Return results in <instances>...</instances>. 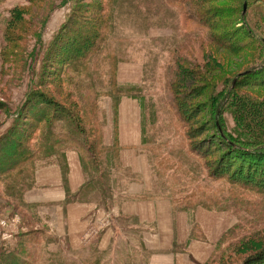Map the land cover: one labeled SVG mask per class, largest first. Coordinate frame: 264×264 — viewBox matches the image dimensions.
<instances>
[{
	"label": "rangeland",
	"instance_id": "374dc122",
	"mask_svg": "<svg viewBox=\"0 0 264 264\" xmlns=\"http://www.w3.org/2000/svg\"><path fill=\"white\" fill-rule=\"evenodd\" d=\"M99 1L41 0L32 3H28L27 0L12 1L21 4L22 16L15 31L13 29L12 32H9L14 40L9 43L4 59L0 55V102L6 103V108L0 109V125L4 123L3 119L9 123L7 130L16 124L17 128L19 127L23 131L22 141L24 144L26 141L34 142L35 137L41 135L39 130H42L30 116L13 117L15 112L20 111L25 98L24 88L28 91L31 80L40 70L47 47L52 43L53 37L59 29L67 22L72 11H78L75 14L76 25L74 28L76 30L90 27L93 24L91 19L94 14L91 7H95ZM201 8L205 17L215 26L212 35L221 33L227 35V39L223 40L227 47L222 46L226 49L214 43L204 42L205 29L188 16L189 13L196 12L195 6H189L187 2L180 0H124L114 6V28L107 31L102 43H100L102 38L97 41L99 49L95 50L93 57L86 60L85 69L69 73L77 85L69 87L71 93L56 85L60 80H57L54 75L49 76L54 79L52 82L50 81V84L46 83V79H43V84L47 86L42 85L40 89H44L47 94L53 93V99L58 105L46 107V110H49V117L55 111L54 108L57 110H60V107L67 108L66 110L71 112L74 106L76 110H79V106L81 108L82 105L77 100V91L75 92V88H79L81 98L84 97L86 101L95 102V110L100 113V117L104 116L101 117V122L104 124H106L109 113L107 125L110 126L109 106L111 101L107 96L110 82L113 79L114 67H116L115 77L118 66L121 64L131 63L139 67L142 79L137 85H140L138 88L141 89L138 92L142 93L144 99L149 102L150 127L148 129L150 128V130L146 129V131L148 134L150 133L152 139L150 144L144 145L142 142L143 150L148 154L149 159L151 156L154 164H157L159 158L162 159L159 161L169 162L164 169L162 166H152L159 172L158 177L154 174L157 179L155 187L159 181L166 185V189H163L166 190V194H164L170 196L176 205L202 204L215 210V207L222 206V200L226 199L225 206L228 207V210L213 211L201 206L190 212L177 209L188 214H193L198 208L213 212L211 221L209 219V225L215 226L213 228L219 229V232L227 228L223 233L225 234L227 230L229 231L237 225L239 218L243 220L240 224H244V220L253 221V218V222H256L264 216V212L260 214V212L247 209L250 207L241 205L242 203H239L238 200L235 202L233 197L239 193V190L231 188L223 181L210 179L208 171L203 167L204 162L211 165L217 156L215 143L217 139L213 135L216 133L211 130L212 101L209 100L207 89L202 86L196 87L200 89L197 90L199 95H194L191 99L188 117L183 118L175 108L170 82L174 74L175 60L178 58L195 63L199 67L198 70H202L203 74L211 79L210 85L217 87H221L224 82L226 85L230 77L243 72L252 63H256L259 58L255 45L256 42L259 43L260 39L264 38V0H211ZM7 14L9 16V12ZM5 20L0 18L2 30ZM89 20L90 23L87 24ZM245 47L249 48L244 49ZM102 56L105 57V60ZM113 59H117L118 62H113ZM81 61L79 62L81 63ZM211 63L218 69L207 68ZM29 69L33 70L32 73ZM203 90L206 97L200 95ZM223 90L224 88H219L216 93L219 94ZM235 91L253 97L256 101H264V87L246 85L236 87ZM88 108L89 104L85 109L88 111ZM221 112L228 133H236L230 109L224 108ZM215 115L217 116L218 112ZM91 122L93 125L96 124L94 116L91 117ZM148 123L147 118L146 125ZM210 134V137H214L216 141L208 143L207 147L202 149L204 158L202 161L199 158L198 160L197 151L192 150L191 147L195 148L198 142H203L205 137ZM149 161L151 162V159ZM194 165L195 168H193ZM121 169L115 182L122 181ZM169 175L171 178L168 180ZM155 190L157 191L156 188ZM226 195L231 198L227 199ZM38 204L23 198V204L19 209L8 200L0 198L1 227L6 230L19 231L18 235H14L12 232V241L9 245H13L20 235L23 241L21 246L18 243V247H21V252L27 254L35 264H67L68 262L61 259L60 253L68 256L71 254L70 251L62 250L57 254H51L41 243L44 241L40 232L45 228L47 220L42 213L49 208L46 205ZM108 217L110 222V216L108 215ZM255 230V228L246 230L244 234L248 235L252 232V236L257 233H260L259 236H264L263 228L256 232ZM233 236L234 238L230 236L229 238L233 239L231 242L235 243L237 235ZM9 237L10 235L6 234V239ZM5 242L7 241L5 240ZM247 255H249L248 251L238 256L236 254L235 260L231 264H239Z\"/></svg>",
	"mask_w": 264,
	"mask_h": 264
},
{
	"label": "trees",
	"instance_id": "16d2710c",
	"mask_svg": "<svg viewBox=\"0 0 264 264\" xmlns=\"http://www.w3.org/2000/svg\"><path fill=\"white\" fill-rule=\"evenodd\" d=\"M3 1L0 0V3ZM27 1L32 3L41 0ZM122 1L124 0H100L95 7H91L94 13L93 19H91L93 24L90 27L78 30L74 28L76 25L75 14L78 11H72L67 22L59 29L53 37L52 43L47 47L40 70L31 80L32 87L29 86L28 91L24 95L25 98L19 109L20 111L18 110V113L12 114L13 117L20 115L21 118L22 115L30 116L42 129L39 130L41 135L39 137L36 136L37 138L35 137L34 142L26 141L24 144L22 141L23 131L19 127L17 128L15 124L0 136V198L8 200L17 208L21 209L25 193L33 185L35 171L44 166L62 164L63 155L67 151L73 150L80 155L84 180L77 192L67 194L66 200L68 202L83 203L95 209L110 210L111 205L115 201L114 194L118 185V182H115L118 179L116 176L121 169L118 159L119 148L115 139L116 114L122 97H129L139 101L142 112L143 144H150L152 139L150 133H147L150 130V128L148 129L150 127L149 102L144 99L142 93L138 92L141 90L138 88L140 85H124L117 82L114 76L116 75V67H114L113 79L110 82L107 96L111 101L109 108L113 120L112 143L109 142L110 130H108L109 125H107L109 113L107 114L106 124H104L101 122V117L104 116L100 117V113L96 112L95 102L86 101L84 97L81 98L79 88H75V92L77 91V100L82 107L80 108L79 106V110H76L72 105L73 111L71 112L66 110L67 108L60 107V110L54 108L55 111L50 117L48 115L49 110H46V107L58 105L53 99V93L49 92L47 94L44 89H40L42 85L47 86L43 84V79H46V83L50 84V81L52 82L54 79L49 76L54 75L57 80H60L59 82L56 81V85L71 93V86L77 85L73 78L69 76V73L85 69L86 60L93 57L95 50L99 49V42L97 41L102 38L100 42L102 43L107 31L114 28V6ZM180 1L187 2L189 6H195L194 10L196 13H189L188 16L205 29L206 37H203L204 42L214 43L226 49L225 47L227 46L226 43H223V40L227 39V35L222 33L215 36L212 35V30H215V26L205 17L201 8L211 0ZM204 2L206 3L203 4ZM21 16V4H18L9 11L7 18H2L6 19L2 30L3 42L0 47V55L3 59L6 49L9 48V43L14 40L9 32H12L13 29L15 31L17 25L21 22ZM89 23L90 20L87 24ZM199 31L201 32V30ZM259 43L256 42L255 45L259 58L257 62L252 63L243 72L230 77L226 85L224 82L221 87L210 85L211 79L206 74H203L202 70H198L199 67L192 61L188 62L182 58L176 59L170 90L172 91L176 110L180 112L183 118H187L191 99L194 95H199L197 90L200 89L196 87L202 86L207 89L213 110L211 130L216 133L217 136L213 135L217 141L214 140V137H210V134L205 137L203 142H198L197 146L195 148L191 147V149L197 151V159L199 158L202 161L204 158L202 149L207 147L208 143L216 141L217 156L211 165L206 162L203 164V167L208 171V177L223 181L231 188L239 190V193L233 197L235 202L238 200L239 203H242L241 205L250 207L247 209H252L262 214L264 212V207H262L264 204V101H256L253 97H248L235 91L236 87L246 85L264 87V38L260 39ZM248 48L245 47L244 49ZM102 58L105 60L104 56ZM116 61L117 59H113V62ZM207 68L218 69L212 63ZM46 76L48 78H45ZM35 85L38 86L34 87ZM219 88H224V90L217 94L216 91ZM204 90L200 95L206 97ZM88 104L89 108L87 111L85 108ZM37 106L39 107L37 108ZM1 108L5 109L6 103L0 102ZM224 108H229L231 111L236 133L230 134L226 129L221 112ZM217 112L218 115L216 116ZM58 116L59 118L57 119ZM92 116L96 118L95 125L91 122ZM147 118L149 121L148 125H146ZM59 122L62 124H58ZM146 129L148 130L146 131ZM150 159L153 174L158 177L159 172L156 169L154 170L152 166H162V169H164L169 162L166 160L159 161L162 160L159 158V162L157 161V164H154L151 156ZM195 163L197 164V162ZM193 168H195V165ZM122 174L120 173L121 177ZM170 178L171 176L169 175L168 180ZM165 186L159 181L155 187L158 192L155 191L159 194H164L166 192V190H163L166 189ZM166 196L170 199L175 209L190 212L195 210L194 208L201 206L213 210L209 206L202 204L193 206L187 204L176 205L170 196ZM226 197L227 199L231 198L229 195H226ZM245 198L246 200H244ZM226 204V199H223L222 206L215 207L213 211L228 210V207L225 206ZM242 221L239 218L237 225L221 236L217 248L207 264H231L235 260L236 254L238 256L247 251L249 255L244 257L239 264H264V236H259L260 233L252 236V232L248 234L251 236L244 234L246 230L252 228L256 229L255 232L260 231L262 228L264 230V216L256 222H253L254 218L253 221L244 220V224H240ZM233 235H237L234 240L236 244L231 242L233 239L230 240L229 238V236L234 238ZM53 240H55V237H47V242ZM9 263L35 264L29 259L27 254L21 252V247H19L18 254L11 252L0 254V264Z\"/></svg>",
	"mask_w": 264,
	"mask_h": 264
},
{
	"label": "crops",
	"instance_id": "0c3cea01",
	"mask_svg": "<svg viewBox=\"0 0 264 264\" xmlns=\"http://www.w3.org/2000/svg\"><path fill=\"white\" fill-rule=\"evenodd\" d=\"M12 1L0 3V18L7 17V12L20 4ZM2 42L1 29L0 47ZM29 70L32 73L33 70ZM116 79L124 85H138L142 79L141 70L131 63L121 64ZM2 121L0 136L9 127L5 119ZM116 124L115 141L123 174L108 212L66 200L67 194H74L83 184L78 152L67 151L62 164L44 166L35 171L33 185L26 191L25 198L49 208L42 213L47 220L40 232L44 241L41 243L51 254L70 251L68 256L60 253L67 264H207L227 228L219 232L213 228L215 226L209 225L213 212L198 208L190 215L173 208L165 194L155 191L157 179L143 150L142 112L137 99L123 97L120 100ZM112 126L111 116L110 143L113 140ZM104 215H112L109 224L91 242L83 244L80 241L82 234ZM12 232L14 235L19 233L0 225V254H18V243L21 246L23 239L19 235L17 239L13 238L16 239L13 245H9ZM6 234L10 235L8 239ZM47 237H55V240L47 242Z\"/></svg>",
	"mask_w": 264,
	"mask_h": 264
},
{
	"label": "built area",
	"instance_id": "2783aa9c",
	"mask_svg": "<svg viewBox=\"0 0 264 264\" xmlns=\"http://www.w3.org/2000/svg\"><path fill=\"white\" fill-rule=\"evenodd\" d=\"M109 224L108 215H104L102 218L97 219L94 224H91L87 230L80 237V241L83 244L91 242L95 237L98 236L100 230L105 228Z\"/></svg>",
	"mask_w": 264,
	"mask_h": 264
}]
</instances>
